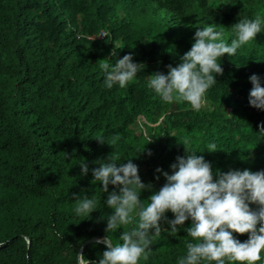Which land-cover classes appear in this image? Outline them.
Wrapping results in <instances>:
<instances>
[{"label":"trees","instance_id":"1","mask_svg":"<svg viewBox=\"0 0 264 264\" xmlns=\"http://www.w3.org/2000/svg\"><path fill=\"white\" fill-rule=\"evenodd\" d=\"M257 13L264 17V0H0V264H79L91 238L122 243L120 235L134 225L105 230L113 211L108 195L119 189L109 184L105 193L93 182V169L111 155L117 167L131 159L152 185L140 194L145 204L167 182L156 169L171 175L176 158L186 156L178 138H188L190 152L210 162L214 174L264 171V109L249 103L250 76L264 87V27L234 56L218 60L223 75L200 111L166 103L147 86L150 75L182 62L197 28L214 25L230 44L231 27ZM127 54L141 64L137 76L124 88H107L98 61L114 66ZM210 143L215 152L207 151ZM85 195L96 208L78 216L75 198ZM166 217L175 218L170 211ZM161 227L170 230L164 220ZM189 227L191 219L174 236L155 237L139 264H177L195 242ZM105 250L96 243L83 255Z\"/></svg>","mask_w":264,"mask_h":264},{"label":"clouds","instance_id":"2","mask_svg":"<svg viewBox=\"0 0 264 264\" xmlns=\"http://www.w3.org/2000/svg\"><path fill=\"white\" fill-rule=\"evenodd\" d=\"M262 27L264 17L259 13L253 19L241 18L231 27L235 38L230 44L224 41V33L216 31L214 25L197 28L194 43L181 57L182 62L176 67L168 65L167 74L150 75L148 88L166 103L186 102L192 110L200 111L208 104L206 92L216 83V76L223 75L218 60L225 54L234 56L238 49L261 33ZM112 55H116V49ZM98 62L106 74L104 83L109 89L114 85L126 87L141 66L133 62L131 54L118 59L114 66L104 59ZM250 82L253 85L250 105L264 109V87L260 77L253 74ZM260 131L264 132V123L260 125ZM98 140L104 143L103 139ZM178 142L184 145L186 156L176 158L177 162L171 165V175L156 169L167 182L153 192L147 204L140 194L152 185L142 182L138 166L131 159L117 167V157L111 155L108 157L110 162H103L93 169V182H101L103 192L109 191V184L119 189V194L112 191L106 201L108 208L113 210L106 217V232H116L125 225L134 226L122 232L119 237L122 243L114 244L110 236L98 241L105 244L106 250L97 262L85 260L82 253L78 254L79 264H139L141 257L148 259L155 237L162 232L174 236L179 226L189 219L191 227L186 231L195 242L186 244V255L181 256L177 264H258L261 261L264 253V171L245 169L214 174L210 162L197 152H190L188 138H178ZM216 148L215 143H210L207 151L215 152ZM81 169L83 175L89 171L84 163ZM75 202L78 216L89 215L96 208L95 200L87 195L76 196ZM251 204L256 205L255 210L250 208ZM169 211L174 214V219H167ZM162 220L170 225V230L162 229ZM234 233L249 234V238L241 242Z\"/></svg>","mask_w":264,"mask_h":264},{"label":"water","instance_id":"3","mask_svg":"<svg viewBox=\"0 0 264 264\" xmlns=\"http://www.w3.org/2000/svg\"><path fill=\"white\" fill-rule=\"evenodd\" d=\"M163 121H161V123H162ZM166 122H164V124H165ZM156 127V126H155ZM105 237H94V238H91V239H89L87 242H85L84 244H83V246H82V248H81V253L83 254V251L87 248V247H89L90 245H92V244H96V243H98V241H102V239H104ZM28 243H30V241H29V239H28ZM99 243H103V242H99ZM103 254V252L102 253H98V254H95V255H92V258L89 260V261H92L95 257H97V256H99V255H102Z\"/></svg>","mask_w":264,"mask_h":264},{"label":"built area","instance_id":"4","mask_svg":"<svg viewBox=\"0 0 264 264\" xmlns=\"http://www.w3.org/2000/svg\"><path fill=\"white\" fill-rule=\"evenodd\" d=\"M100 38H109V39H111V35L106 34L105 32H102L101 35H100Z\"/></svg>","mask_w":264,"mask_h":264},{"label":"rangeland","instance_id":"5","mask_svg":"<svg viewBox=\"0 0 264 264\" xmlns=\"http://www.w3.org/2000/svg\"><path fill=\"white\" fill-rule=\"evenodd\" d=\"M162 121H163L162 123L160 122L159 124H154V125H152V126H151L152 130L155 128V126L157 127V126H159L160 124H164L165 120H162ZM88 258H89V260H90V259L92 258V256H89Z\"/></svg>","mask_w":264,"mask_h":264}]
</instances>
